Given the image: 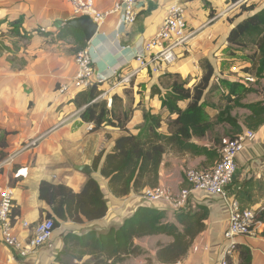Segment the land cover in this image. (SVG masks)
Returning a JSON list of instances; mask_svg holds the SVG:
<instances>
[{
  "label": "crops",
  "instance_id": "crops-1",
  "mask_svg": "<svg viewBox=\"0 0 264 264\" xmlns=\"http://www.w3.org/2000/svg\"><path fill=\"white\" fill-rule=\"evenodd\" d=\"M92 2L96 11L104 12L111 9L115 1ZM179 3L185 7L187 27L193 32L188 51L167 70L139 69L128 85H121V89L113 86L109 80L112 72L122 68V72L126 73L139 68L136 53H140L143 45L157 36L169 7ZM242 6L256 11L264 8V0H245L239 4L229 0H137L135 23L124 26L119 14L107 16L97 24L89 51L95 73L107 79L98 86L102 93L100 96L103 95L99 99L106 101L110 107L115 95L122 99L125 106L127 95L130 96L128 107L133 109V113L127 129L134 136L144 126L142 110L159 115L162 120L159 131L167 134L166 123L173 116L161 108L160 95L169 90L173 79L164 75L187 79V87L191 88L202 76L199 62L207 60L213 68V78L201 101L203 110L213 121L229 107V115L236 120L240 131L232 132L229 124H217L205 138L191 140L199 147H207V152L199 155L166 153L158 171L157 186L168 188L174 194L187 189L184 180L187 169H211L220 160L222 145L230 137L251 131L254 136L237 155V171L227 194L235 199L237 192L249 191L245 183L252 181L254 187L247 194L248 201L244 200L241 207L258 212L264 211V122L256 128H248L245 121L251 117V111L234 106V103L264 102V71L256 77L257 66L247 55L255 51L254 47L232 50L230 54L227 44L230 30L250 16L249 12L241 11ZM74 17L82 16L74 15L71 4L66 0H0V27L8 29V23L21 18L22 29L31 37L25 48H18L17 52V57L27 63L23 70L11 69L7 62L8 54L0 57V131L7 133L5 153L13 156L10 162L0 167V193L5 189L12 192L11 218L15 224V235L21 240H26L35 224L45 219L47 214L52 215L50 207L39 200V184L42 181L65 185L78 193L88 178H92L99 186L107 212L102 219L92 222H60L46 244L23 258L5 245L0 237V264H90V256L77 260L65 253L63 238L67 234L80 237L89 231L103 234L116 229L140 207L164 211L167 222L175 224L178 212L143 198L142 193L148 188L141 193L131 192L124 198H116L100 172L92 168L94 158L100 152L103 155L110 153L115 140L123 133L112 127L89 130L91 125L82 122L79 117L81 109L71 102L78 93L73 90L70 81L79 45L74 39L70 42L74 36L62 31H66L65 22ZM76 32L79 41L84 40L83 35ZM59 34L61 39H57ZM4 43L15 49L11 43ZM65 85L66 91L60 90ZM177 106L184 110L187 102H179ZM220 129L225 133L223 139L218 137ZM32 141H36L35 146L21 150L23 145ZM76 166L89 167L91 174L77 171ZM190 203L192 212L197 207H204L208 216L204 230L175 264H220L226 246L223 233L228 225V206L220 197L202 191H192ZM23 221L29 228L21 226ZM171 242L170 237L163 235L135 239L134 245L143 251V255L128 256L121 264H161L156 257L158 245L166 246ZM234 243L249 248L251 264H264L263 223L256 225L250 235L236 237ZM228 261L238 264L237 252Z\"/></svg>",
  "mask_w": 264,
  "mask_h": 264
},
{
  "label": "trees",
  "instance_id": "trees-1",
  "mask_svg": "<svg viewBox=\"0 0 264 264\" xmlns=\"http://www.w3.org/2000/svg\"><path fill=\"white\" fill-rule=\"evenodd\" d=\"M229 1L235 3L238 0ZM241 11L249 12L250 16L230 30L227 37L228 48L232 54V50L254 47L255 51L249 58L252 64L257 66L256 77H260L264 71V8L254 11L253 8L242 6ZM8 26L11 37L18 41L24 39L27 41L24 45L26 46L31 37L22 29V19L8 23ZM65 30L62 31L64 34L74 37L78 34L71 28L65 27ZM61 38V34L57 35V39ZM78 45L77 51L86 47L84 40L78 41ZM17 52L18 49L13 50L0 41V57L8 54L7 62L11 69L21 71L27 63L17 57ZM199 67L202 76L191 88L187 87V79L182 80L177 75H164L173 79L169 90L160 95L161 108L173 116L166 123L167 134L159 131L161 117L145 110H142L143 129L136 136L130 134L127 124L131 120L133 109L123 106L122 99L115 95L112 97L111 106L108 107L106 101L99 99L102 94L98 90L100 84H93L88 89L79 91L71 101L77 109H81L79 117L82 122L91 125V131L112 127L123 133L115 140L110 153L103 155L100 152L92 163L93 170L100 172L107 181L109 191L116 198H124L131 192L141 193L146 188L157 187L158 171L166 153L199 155L207 152V147H199L191 140L205 138L215 125L225 123L231 126L232 132L240 131L236 120L229 115V107L220 112L213 121L205 114L201 101L213 78V68L207 60H201ZM179 102H187L184 110L178 108ZM234 104L251 111V117L245 121L248 128H256L264 122V102ZM6 136V132L0 131V162L7 157ZM233 138L234 136L229 140ZM253 187L252 181H249L245 183V188L249 191L237 192L235 200L241 209H245L241 204L246 199L248 201L247 194ZM39 200L50 207L52 215L47 214L45 218L53 221L54 229L59 228L60 222L81 224L83 220L96 221L102 219L107 212L99 186L92 178H88L78 193H74L65 185L42 181L39 184ZM207 216L206 208L197 207L193 212L176 213L174 224L167 222L164 211L140 207L125 219L120 227L112 228L106 233L96 234L89 231L80 237L67 234L63 238L65 253L77 260L90 256V264H121L128 256L143 255V251L134 245L135 239L163 235L170 237L172 242L166 246L158 245L157 260L161 264H175L185 256L195 237L204 230ZM255 220L264 224V211L256 212ZM236 252L238 264H251V252L248 247L236 245ZM227 264L234 263L228 261Z\"/></svg>",
  "mask_w": 264,
  "mask_h": 264
},
{
  "label": "built area",
  "instance_id": "built-area-1",
  "mask_svg": "<svg viewBox=\"0 0 264 264\" xmlns=\"http://www.w3.org/2000/svg\"><path fill=\"white\" fill-rule=\"evenodd\" d=\"M72 6L73 14L76 16H88L96 24L111 14H119L124 26L135 23L137 13L135 11L137 0H114L113 7L104 12H98L94 8L92 0H66ZM245 0H238L236 4ZM43 32V31H41ZM193 32L188 29L185 19V7L182 4H173L169 7L166 17L160 27L157 36L146 42L140 53L135 58L139 61V68L123 74L122 68L112 72L109 80L113 86L128 85L132 78L137 75L139 69L152 71L167 70L173 65L183 53L188 51L189 41ZM74 74L70 85L76 92L88 89L93 84H102L106 78L95 73L89 51V43L86 47L76 53L73 59ZM67 86L60 87L66 91ZM103 96V95H102ZM100 96L99 98H101ZM92 127H89L91 130ZM251 131L235 136L229 140L221 149V158L209 170L187 169L184 180L187 189L180 190L177 194L172 193L165 187L148 188L143 191L142 196L148 202L162 203L175 212L191 211L190 196L192 191H202L211 196H218L228 206L229 218L223 240L226 243L223 259L220 264H227L236 252L234 239L238 236L250 235L256 225L261 224L255 220L256 212L251 208L241 209L237 201L227 194L228 187L233 183L237 166V155L243 150L247 141L253 138ZM36 141L23 145L21 150H27L35 146ZM13 156H7L1 165L10 162ZM13 209V197L10 189L0 193V237L2 242L16 251L23 258L46 244L52 237L55 229L51 219H43L35 224L30 236L21 240L15 235V224L11 218ZM23 228H29L26 222H22Z\"/></svg>",
  "mask_w": 264,
  "mask_h": 264
},
{
  "label": "water",
  "instance_id": "water-1",
  "mask_svg": "<svg viewBox=\"0 0 264 264\" xmlns=\"http://www.w3.org/2000/svg\"><path fill=\"white\" fill-rule=\"evenodd\" d=\"M65 25L80 32L86 44L91 42L98 28V25L88 16L74 17L66 21ZM75 169L85 175L91 174V169L87 166H76Z\"/></svg>",
  "mask_w": 264,
  "mask_h": 264
},
{
  "label": "rangeland",
  "instance_id": "rangeland-1",
  "mask_svg": "<svg viewBox=\"0 0 264 264\" xmlns=\"http://www.w3.org/2000/svg\"><path fill=\"white\" fill-rule=\"evenodd\" d=\"M7 28L9 29V27H8V25H7ZM8 29H6V27H3V26H1L0 27V41L1 42H8V43H11L12 44V47L13 48H15V49H20V48H24V45L26 44V42L27 41H25L24 39H22L21 41H18L17 39H15V38H13V37H11V35H10V33H8ZM73 39H74V41L76 42V43H78V41H79V35H76L75 37H72V39L70 38V42H72L73 41ZM248 48H250V46L249 47H247L246 49H248ZM246 49H243V50H246ZM252 52V51H251ZM251 52H248L249 54H247L248 56H251ZM76 55V54H75ZM124 74V73H123ZM165 81H167V80H165ZM169 81V80H168ZM121 86V85H120ZM120 86H118V88L119 89H121V88H123V87H120ZM124 87H126V86H124ZM110 88V87H109ZM112 88V87H111ZM125 89V88H124ZM127 101H126V107H128L129 105H130V100H131V98H130V96L129 95H127ZM219 132V134H218V137L220 138V137H222V139L225 137V133H224V130H218Z\"/></svg>",
  "mask_w": 264,
  "mask_h": 264
}]
</instances>
